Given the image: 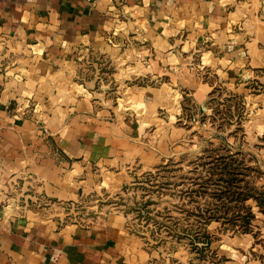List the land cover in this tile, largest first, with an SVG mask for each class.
<instances>
[{
    "label": "crops",
    "instance_id": "obj_1",
    "mask_svg": "<svg viewBox=\"0 0 264 264\" xmlns=\"http://www.w3.org/2000/svg\"><path fill=\"white\" fill-rule=\"evenodd\" d=\"M220 88L264 101V0H0V264H149L122 215L61 222L55 204L94 165L163 158L114 96L147 118L176 97L205 112Z\"/></svg>",
    "mask_w": 264,
    "mask_h": 264
},
{
    "label": "rangeland",
    "instance_id": "obj_2",
    "mask_svg": "<svg viewBox=\"0 0 264 264\" xmlns=\"http://www.w3.org/2000/svg\"><path fill=\"white\" fill-rule=\"evenodd\" d=\"M218 89L205 112L176 97L147 118L128 93L114 96L120 114L133 121L131 139L141 154L163 158L134 161L104 177L107 169L94 165L90 188L55 204L60 221L120 214L141 238L149 264H264V131L254 123L264 101ZM234 249L237 259L228 257Z\"/></svg>",
    "mask_w": 264,
    "mask_h": 264
},
{
    "label": "trees",
    "instance_id": "obj_3",
    "mask_svg": "<svg viewBox=\"0 0 264 264\" xmlns=\"http://www.w3.org/2000/svg\"><path fill=\"white\" fill-rule=\"evenodd\" d=\"M250 217H248V219H249ZM245 226V225H244ZM244 230H247V228L246 229H244ZM208 243H209V239H205V241H202V244H205V245H208Z\"/></svg>",
    "mask_w": 264,
    "mask_h": 264
}]
</instances>
